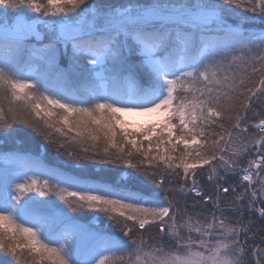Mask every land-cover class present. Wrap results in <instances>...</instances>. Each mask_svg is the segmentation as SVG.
I'll list each match as a JSON object with an SVG mask.
<instances>
[{"label": "snow or ice", "instance_id": "6c2138e0", "mask_svg": "<svg viewBox=\"0 0 264 264\" xmlns=\"http://www.w3.org/2000/svg\"><path fill=\"white\" fill-rule=\"evenodd\" d=\"M9 144L0 264H264V0H0Z\"/></svg>", "mask_w": 264, "mask_h": 264}, {"label": "trees", "instance_id": "16d2710c", "mask_svg": "<svg viewBox=\"0 0 264 264\" xmlns=\"http://www.w3.org/2000/svg\"><path fill=\"white\" fill-rule=\"evenodd\" d=\"M111 2H116V0H111ZM258 27L259 26L257 25L256 28L258 29ZM40 65L43 66L42 63ZM67 66H68L67 59L66 58L65 59H61L59 67L60 68H67ZM55 72H56V69H55V71H53L49 75V82L50 83H54L55 82ZM89 82H90V77L87 74V72L86 71H83L81 69H77V70H75V71H73L71 73H68V75L66 77L65 87H67L69 89L81 90V89L87 87V85H88ZM12 147H15V145L9 144L7 146H3L2 148H0V150H7L8 148H12ZM22 150L23 151L31 152L34 155L37 153V149H36V146L35 145L24 144ZM232 183H234V181ZM204 187H205V190L206 191H209V192L212 191V185L205 184ZM54 206L56 207L55 204H54ZM229 211H230V209H229ZM75 215L77 217L80 216V218L85 219V220H87V219H89L91 217V214L90 213L75 214ZM233 219H234V217H233ZM252 219L255 222L256 217H253ZM247 222L248 221H247V215H246L245 216V223H247ZM104 227H105L104 231L107 232V233H111V232L114 231L109 226L108 222L104 223ZM262 227H264V225H262L260 222H257V223H255V229H254V231L256 229H260ZM155 231H156L155 229H152V232L153 233H155ZM257 240H259V236H257Z\"/></svg>", "mask_w": 264, "mask_h": 264}, {"label": "rangeland", "instance_id": "374dc122", "mask_svg": "<svg viewBox=\"0 0 264 264\" xmlns=\"http://www.w3.org/2000/svg\"><path fill=\"white\" fill-rule=\"evenodd\" d=\"M37 63H39V65L41 64L40 62H37ZM40 70H41V72H45V71L49 72V75L53 71H55V69H51V70L47 69L45 65H43V66L40 65ZM81 70H83V69H81ZM0 167H3V161L2 160H0ZM53 200H54V204L56 205L57 209H61V208L65 207L62 204V202L58 201L56 198H53ZM73 215L75 217V220L80 224L88 225L89 227H91L93 229H103V230L105 229L104 223H106L107 221L105 219H103L102 217L97 218L91 214V217L89 219L85 220V219L80 218V216L77 217L75 214H73ZM257 222H259V221L255 220V223H257ZM82 243H84L86 245L88 243V241L84 240V241H82Z\"/></svg>", "mask_w": 264, "mask_h": 264}]
</instances>
